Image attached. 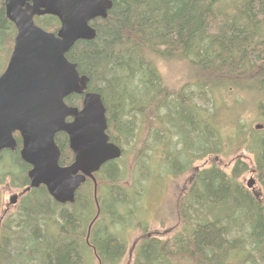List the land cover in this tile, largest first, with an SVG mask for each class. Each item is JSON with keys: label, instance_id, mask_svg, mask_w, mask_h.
<instances>
[{"label": "trees", "instance_id": "16d2710c", "mask_svg": "<svg viewBox=\"0 0 264 264\" xmlns=\"http://www.w3.org/2000/svg\"><path fill=\"white\" fill-rule=\"evenodd\" d=\"M112 1L109 17L92 22L97 38L78 41L66 55L81 75L90 78L89 91L102 95L110 141L125 150L136 144L135 166L139 169L134 172L140 177L150 176L145 160L156 148L143 149V144L154 141L168 144L164 145L168 149L164 163L176 177L185 171L193 173L195 163L206 156L212 161L233 156L235 161L230 172L214 163L197 175L191 188L190 219L183 216L180 206L177 221L205 224L187 241L165 246L167 252L160 250L154 262L148 259L143 264H221L234 251L240 253L242 263L264 264V203L238 182L253 165L264 186V130L252 126L254 121L264 125V0ZM35 23L48 32H57L61 26L53 16L35 17ZM11 26L5 0H0V74L14 47L16 31ZM162 62L190 67L182 88L173 89L166 83L160 72ZM254 91L261 94L257 117L245 108L251 101L245 94ZM66 103L81 108L83 96L71 95ZM157 104L159 116L155 114ZM15 138L20 149L22 139L18 133ZM56 142L62 153L60 165H70L74 154L68 136L59 133ZM244 154H248V164ZM0 165V186L10 182L22 188L30 183L27 173L31 167L19 153H1ZM120 169L109 162L99 172L103 174L100 182H107L102 184L110 192L106 205L113 212L114 205L125 199L122 191H128L120 185ZM84 189L85 184L71 211L65 210L64 239L28 247L31 253L27 256L23 247L17 259L0 260V264H119L126 251L123 242L114 237L95 240V228L90 239L95 257L84 241L92 215L88 218L82 213L89 211L93 197L89 189L86 202ZM35 191L50 198L44 186ZM229 203L235 207L230 214H213ZM206 206L210 208L207 213ZM245 208L251 214L240 221L236 213ZM77 222L82 227L75 230ZM244 223L252 225L249 235L231 237L230 225L241 229Z\"/></svg>", "mask_w": 264, "mask_h": 264}, {"label": "water", "instance_id": "95a60500", "mask_svg": "<svg viewBox=\"0 0 264 264\" xmlns=\"http://www.w3.org/2000/svg\"><path fill=\"white\" fill-rule=\"evenodd\" d=\"M112 0H5L7 19L17 28L14 48L0 77V153L16 151L22 139L21 160L31 169L30 186H44L59 204L74 203L77 191L107 163L122 157V149L110 141L106 107L102 95L89 91L90 78L81 75L67 54L78 41H93L92 26L107 19ZM53 16L60 21L57 32H48L35 17ZM71 95L83 96L82 107L66 103ZM255 130H264L257 123ZM64 133L74 161L60 165L61 149L56 136ZM218 159V158H217ZM255 180L247 183L252 189ZM98 215L100 206L97 202Z\"/></svg>", "mask_w": 264, "mask_h": 264}, {"label": "flooded vegetation", "instance_id": "af4514ba", "mask_svg": "<svg viewBox=\"0 0 264 264\" xmlns=\"http://www.w3.org/2000/svg\"><path fill=\"white\" fill-rule=\"evenodd\" d=\"M10 23L12 24L11 30L16 31L15 33V37H16L17 28L12 22ZM9 60H8V63H9ZM4 71L0 74V77L2 76ZM155 108H156L155 114L159 116V113H160L159 104L155 105ZM157 123H159V121H157L156 124ZM68 143H69V138H68ZM150 145H153L156 147L154 151V155L156 156L158 160L164 163L166 158H168L166 155L168 152V149H166L164 145H168V144L154 141L153 143H144L143 147L150 146ZM170 146H173V145L170 144ZM134 147H136V144ZM121 149L123 151V155H122L123 157L126 150L124 148H121ZM20 150L21 148L17 149L16 151L4 150L1 153L17 152L20 154ZM208 167H209L208 160L205 161V163L202 166H196V167L194 166L193 173L188 178V181L186 183L188 190L185 193L186 198L183 200L184 209L188 212L186 214V218H188V215L192 214L191 213L192 210L189 207L191 200H192V193H191L192 189L191 188L197 178V175L200 172L209 169ZM187 173L188 172L185 171L182 176L186 175ZM255 173H256L255 171L252 172V174H255ZM99 175L100 173L95 175L97 179V183H98L97 184L98 185L97 201L94 196V183L91 180H88L85 183V185H89L90 183L92 184L93 197H92L91 202L93 205V209L94 208L96 209L95 214L93 212L94 216L92 217L87 227V231H86V235L84 239L87 247L90 249V251H92L93 255L96 254V249L92 245L90 239L92 236V231L95 228H96L95 229V236H96L95 240L102 241L105 238L114 237L116 238V240L124 243L126 247V251L122 256H120L121 261L127 258L126 261L128 264V262H132L133 257H135L139 261L137 264H143L144 262H148V259H151L149 262H154L156 256L160 254L159 252L160 250L163 251V253L165 250L167 252L168 250L167 247L169 246V244H174V243L176 244V243H180L183 241H187L188 237L192 235L200 225L205 224V223H189L185 221L183 223H177L170 227H166L165 229H157L153 232L151 231L149 232V231H146L147 223L137 221L138 222L137 225L140 224V227L143 229V231L140 227H138L137 229L135 228V230L137 232H141L142 237L140 239L138 238L134 239L133 245L138 246V247L135 248L136 252L135 254H133V257L131 258L129 255V258H128V254H127L128 249H127V243H126L128 239L122 236L123 228L121 226L118 225L115 229L113 228V224L115 223L112 220L117 219L118 215H116V212H113L108 207V205H106L108 196L100 195L101 193L99 192V189L103 186L102 184L103 182H100ZM104 183H107V182H104ZM108 184H110V182ZM29 186H30V183L27 186L15 189L14 191L7 190L5 196L2 197V199L0 200V260L17 259V256L22 254L23 247L26 250V256H27L28 254L31 253V250L27 251L28 247H31L33 245L43 246L49 243H54L55 241H60L61 239L65 238V230H66L65 220H64L65 212H66L65 210L67 209V211H71L72 206L75 205L77 201V193H76L74 203H68V204L63 205V204L57 203L50 196L48 191L47 193L51 199L48 198L42 192L37 193L35 189H32L31 191L24 193L25 189L28 188ZM107 192L110 195V192L108 190ZM122 192L124 193L123 196L125 197V199L123 198L121 202L123 203L124 201H126L127 203L126 207L128 208L129 207L128 198L127 196H125V192L124 191ZM31 193H35V195H31ZM39 196H43V197H39ZM253 196H255L258 199L260 197L258 194L254 192H253ZM84 199L87 202L85 195H84ZM97 202L100 206L99 215H98ZM83 212L85 213H82V214L85 217H87L88 211L83 210ZM137 215L138 214H136L135 216ZM108 219L109 221H107ZM119 223L120 225L121 224L127 225L125 222H119ZM79 228H81V226H80V223L77 222V225L75 226V230H78ZM218 228L219 227L217 225V229ZM218 237H220V232H218ZM140 240H142L143 243H140ZM156 245L159 246V248H156L155 247ZM147 247H150V248H147ZM150 251H152L153 253H150ZM166 258H168V256Z\"/></svg>", "mask_w": 264, "mask_h": 264}, {"label": "rangeland", "instance_id": "374dc122", "mask_svg": "<svg viewBox=\"0 0 264 264\" xmlns=\"http://www.w3.org/2000/svg\"><path fill=\"white\" fill-rule=\"evenodd\" d=\"M4 58V57H3ZM160 72L162 76L164 77L166 83L173 89H180L182 88L185 83V78L190 73V67L187 64L184 63H175L171 62H162L160 65ZM237 93L235 92L234 95ZM239 94V93H238ZM247 100L251 98V101H248L247 103V110L250 109V113H252V117L261 115L258 111L259 108V100L261 99V94L259 92H252L251 94H245L244 96ZM252 103V104H250ZM260 110V109H259ZM258 121L252 122V126H255ZM145 130H143L141 133H143ZM263 131V130H262ZM135 143H132L131 145L127 146L126 152L124 156L118 160L115 161L119 167H121L120 170H122L121 176L122 180L120 181V185L123 188L128 189V191L125 192V196L128 198V205L129 209L126 207L127 203H122L120 205L115 204L114 210L116 211V215H118L117 219H113L115 224H113V228L115 229L118 225L123 228L122 236L128 241L127 243V249H128V258L129 255L132 258L133 254H135L136 249L138 246L133 245V241L135 238L140 239L142 236L141 232H137L135 228L137 229L140 227V224L137 225V221H141L144 223H147L146 225V231H155L157 229H165L166 227H170L177 223H183V221L179 220V217L181 216L180 213V206H182L181 211L183 216L186 217V211H184V204L183 200L186 198L185 193L188 190V187L186 186L189 176L192 175V173H187L184 176H181L180 174L178 177L174 176L173 169L168 165L163 163L162 161L158 160L155 155H151V157L148 160H145L147 162L146 165H149V171L150 176L147 177H140L138 172H134L136 169V157L135 154L137 153L136 150H134ZM145 147H143L144 149ZM150 155V154H149ZM248 154H244V159H246L247 164L249 163L247 161ZM9 155H5V161L9 163ZM218 158V160H216ZM216 159L210 160L207 156L204 157L201 161H198L195 163L196 166H202L205 161L208 160V165L210 168L214 163L221 169H223L226 172H230L231 169L234 167V160L233 156H224L223 157H217ZM253 160V156H252ZM183 166V164H181ZM2 165H0V170H2ZM255 171L253 168V165L250 166V169L246 171L238 180L241 184L244 185L245 189L249 191L252 195L253 192L258 194L260 197L259 199L264 203V186L262 184L261 178L256 172L255 174H252V172ZM121 172V171H120ZM103 174H100L99 178L101 179ZM255 180V185L252 189L247 188V183L251 180ZM104 183V181H103ZM91 187H87L84 189L85 196L88 195L89 189L93 190L92 184H89ZM15 187H12L10 182H6L2 186H0V200L2 197L5 196L7 190L14 191ZM82 189V187L80 188ZM107 188L102 186L99 189L100 195H107L109 196L107 192ZM79 191V190H78ZM77 191V193H78ZM31 195H35V193H31ZM43 197V196H39ZM108 199V198H107ZM111 204V201L108 200ZM109 205V204H108ZM207 207V206H206ZM206 213L210 210L209 207L206 208ZM235 209L234 204L229 203L227 206H225L222 209H219L218 212H213L214 215L217 216V214L226 216L230 214ZM95 208L93 209L92 202L89 204V211L87 212V217H92L95 214ZM94 212V214H93ZM131 212V213H129ZM85 213V212H83ZM138 214L137 216H135ZM251 213L245 208L243 211H239L236 213V216H238V220L243 221L246 217H248ZM213 216V215H212ZM105 220V219H104ZM109 221V219L107 220ZM117 222V223H116ZM119 222H125L127 225H123ZM135 222V223H134ZM149 222V224H148ZM234 226H238L237 224H233ZM141 228V227H140ZM231 232L230 236L233 238L241 237L243 238L244 235L248 236L250 232V228H252V225L248 223H244L240 228L233 227L230 225ZM142 229V228H141ZM252 230V229H251ZM143 231V229H142ZM161 231V230H159ZM145 235V234H144ZM140 243H143L142 240H140ZM127 258L123 259L119 264H127L126 261ZM139 261L133 257L132 262H128V264H137ZM172 261L168 262L171 264ZM252 264L249 261L245 260L243 263L241 262V255L237 251H234V253L229 252V254L224 258V260L221 262V264ZM97 264V261H96Z\"/></svg>", "mask_w": 264, "mask_h": 264}, {"label": "bare ground", "instance_id": "6f19581e", "mask_svg": "<svg viewBox=\"0 0 264 264\" xmlns=\"http://www.w3.org/2000/svg\"><path fill=\"white\" fill-rule=\"evenodd\" d=\"M121 158H122V157H121ZM121 158H120V159H121ZM120 159H118V160H120ZM118 160H114V161H111V162H115V161H118ZM79 190H80V189H79ZM235 223H236V222H235ZM81 227H82V226H81ZM228 231H229V230H228ZM181 244H182V243H181ZM179 252H180V251H179ZM184 253H185V252H184Z\"/></svg>", "mask_w": 264, "mask_h": 264}]
</instances>
